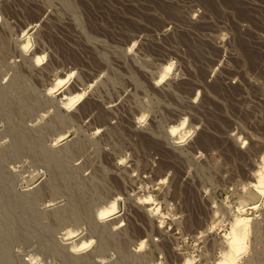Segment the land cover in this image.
<instances>
[{
  "label": "rangeland",
  "instance_id": "1",
  "mask_svg": "<svg viewBox=\"0 0 264 264\" xmlns=\"http://www.w3.org/2000/svg\"><path fill=\"white\" fill-rule=\"evenodd\" d=\"M261 166L264 0H0V264H216L258 195L264 264Z\"/></svg>",
  "mask_w": 264,
  "mask_h": 264
},
{
  "label": "bare ground",
  "instance_id": "2",
  "mask_svg": "<svg viewBox=\"0 0 264 264\" xmlns=\"http://www.w3.org/2000/svg\"><path fill=\"white\" fill-rule=\"evenodd\" d=\"M41 56H38V59H40ZM169 68V66L166 68V70ZM169 70V69H168ZM165 73V72H164ZM166 74V73H165ZM161 75V76H165ZM65 76V75H64ZM60 78V77H59ZM58 79V78H57ZM62 80L66 79L65 77H61ZM71 95L68 96L67 101H65V103L68 105L70 104L72 101H74L77 97H80L83 92L79 91L77 93H70ZM63 97V96H62ZM8 97H6L7 99ZM8 101H10L8 99ZM11 102H9L10 104ZM14 129V128H13ZM172 130L175 132L178 131V126L173 125L172 126ZM181 131V130H180ZM182 132V131H181ZM180 132V133H181ZM64 134V133H63ZM25 137V136H24ZM183 138V136H181ZM19 139V138H18ZM31 143V142H30ZM36 145V144H34ZM39 147V146H38ZM71 147V146H70ZM37 148V147H36ZM66 148V147H65ZM72 148V147H71ZM32 149V147H31ZM35 149V148H34ZM38 149V148H37ZM41 150V149H40ZM66 150V149H65ZM73 150V148H72ZM68 152V151H67ZM48 153V152H47ZM48 156V155H47ZM53 165V164H52ZM59 171V170H58ZM64 172V171H63ZM251 182V181H250ZM249 182V183H250ZM260 194V196H262L264 194V167L261 166L257 169L256 172V179L250 183ZM148 196V195H147ZM258 203H259V195L257 196V198L255 200L249 201L246 204H236L235 205V214H234V219L232 221V229L229 233H225L224 235L226 236V239L224 240V248L222 249L221 255L219 256V258L216 261V264H238L241 259L243 254L246 252L247 248H248V239H249V232H250V226H251V221L253 220L252 217L249 215L248 212H246L249 208H256L258 207ZM159 206V205H157ZM156 206V207H157ZM116 207V202L115 204H113L111 207L104 209L100 215L106 216L108 214H110L112 212V210ZM155 207V208H156ZM67 208V207H66ZM154 208V207H153ZM158 208V207H157ZM150 209V208H149ZM155 210V209H154ZM65 211V210H64ZM68 211V210H67ZM57 212V211H56ZM69 212V211H68ZM61 213V212H60ZM63 213V211H62ZM56 214V213H55ZM54 216V214H53ZM59 216V215H57ZM64 216V215H63ZM62 216V217H63ZM70 217V216H69ZM64 218V217H63ZM252 219V220H251ZM218 220V219H217ZM61 221V219H60ZM63 221V220H62ZM61 221V222H62ZM215 221V220H214ZM216 222V221H215ZM209 225V224H208ZM215 225V223H214ZM211 226V225H210ZM213 227V226H212ZM209 228V227H208ZM206 228L205 231H208ZM211 229V228H210ZM211 231H213V229H211ZM106 240H107V236H105ZM109 239V237H108ZM104 240V239H103ZM109 241V240H108ZM107 241V242H108ZM111 241V239H110ZM88 243V240H83V242H81V244H77L75 245V247H84L86 244ZM109 243V242H108ZM104 244V241H103ZM111 244V243H110ZM107 247V244H105ZM107 249V248H106ZM125 251V250H124ZM80 256V255H78ZM84 256L87 257V255H83V259L80 258V260H82V262L84 263ZM76 257V256H75ZM90 257V256H89ZM78 258V257H77ZM76 258V259H77ZM131 258V256H130ZM133 259V258H132ZM136 259V258H135ZM138 260V259H137ZM136 261V260H134ZM192 262L194 261V257L193 255H191L190 257H186L185 262ZM92 262V260H91ZM150 264H158V262L154 261L151 262Z\"/></svg>",
  "mask_w": 264,
  "mask_h": 264
}]
</instances>
